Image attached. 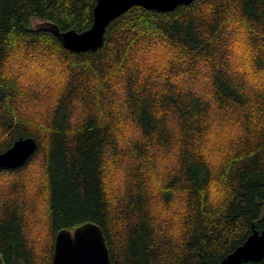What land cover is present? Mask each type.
<instances>
[{"label": "trees", "instance_id": "16d2710c", "mask_svg": "<svg viewBox=\"0 0 264 264\" xmlns=\"http://www.w3.org/2000/svg\"><path fill=\"white\" fill-rule=\"evenodd\" d=\"M96 2L0 0V154L38 142L0 168V264L87 222L112 264H219L264 229V0L136 5L81 52L35 24L82 32Z\"/></svg>", "mask_w": 264, "mask_h": 264}, {"label": "water", "instance_id": "95a60500", "mask_svg": "<svg viewBox=\"0 0 264 264\" xmlns=\"http://www.w3.org/2000/svg\"><path fill=\"white\" fill-rule=\"evenodd\" d=\"M195 0H97L94 7L92 25L79 32L72 28L61 31L55 23H41L62 41L65 48L72 51H88L100 48L104 44L109 24L131 7L139 5L148 10L169 12L181 4H191ZM38 149L33 137H20L11 147L0 154V168L16 169L28 162ZM252 233L243 244L224 257L219 264H244L264 259V229L253 225ZM52 264H112L110 250L102 228L93 222H87L73 230L62 229L54 241Z\"/></svg>", "mask_w": 264, "mask_h": 264}, {"label": "rangeland", "instance_id": "374dc122", "mask_svg": "<svg viewBox=\"0 0 264 264\" xmlns=\"http://www.w3.org/2000/svg\"><path fill=\"white\" fill-rule=\"evenodd\" d=\"M41 23H42V21H35V24H37V25H41ZM39 64H41L40 62H36V65H39ZM46 67V66H45ZM215 139H216V137H215ZM33 170H34V172L35 173H40L39 171H38V167L36 166H34L33 168H32ZM39 175V174H38ZM37 175V176H38ZM41 219V218H40ZM42 220H44V218L42 217ZM40 225H41V222H40Z\"/></svg>", "mask_w": 264, "mask_h": 264}, {"label": "bare ground", "instance_id": "6f19581e", "mask_svg": "<svg viewBox=\"0 0 264 264\" xmlns=\"http://www.w3.org/2000/svg\"><path fill=\"white\" fill-rule=\"evenodd\" d=\"M43 22V21H42ZM44 23V22H43Z\"/></svg>", "mask_w": 264, "mask_h": 264}]
</instances>
